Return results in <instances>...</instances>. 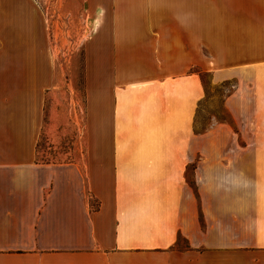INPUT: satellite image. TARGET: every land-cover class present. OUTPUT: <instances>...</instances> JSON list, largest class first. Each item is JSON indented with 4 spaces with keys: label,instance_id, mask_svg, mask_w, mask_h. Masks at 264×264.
I'll return each instance as SVG.
<instances>
[{
    "label": "crops",
    "instance_id": "obj_1",
    "mask_svg": "<svg viewBox=\"0 0 264 264\" xmlns=\"http://www.w3.org/2000/svg\"><path fill=\"white\" fill-rule=\"evenodd\" d=\"M55 6L85 28V154L36 160L48 0H0V264H264V0ZM201 74L231 89L198 132Z\"/></svg>",
    "mask_w": 264,
    "mask_h": 264
},
{
    "label": "rangeland",
    "instance_id": "obj_2",
    "mask_svg": "<svg viewBox=\"0 0 264 264\" xmlns=\"http://www.w3.org/2000/svg\"><path fill=\"white\" fill-rule=\"evenodd\" d=\"M55 3L56 0H48L47 12L44 9L54 76L43 94V120L36 153L38 162L81 160L86 148V87L82 53L85 28L80 16H71L56 8ZM201 77L207 87V97L197 111L195 130L198 132L209 128L215 119H229L222 101L231 89L230 81L215 86L210 84L209 74H201ZM180 245L183 242L180 241Z\"/></svg>",
    "mask_w": 264,
    "mask_h": 264
}]
</instances>
